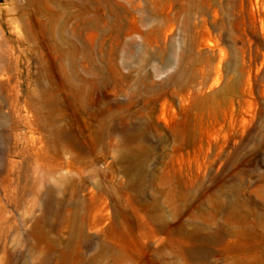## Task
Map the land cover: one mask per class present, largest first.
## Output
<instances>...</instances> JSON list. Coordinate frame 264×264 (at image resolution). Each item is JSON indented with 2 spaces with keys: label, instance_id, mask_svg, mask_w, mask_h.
I'll return each mask as SVG.
<instances>
[{
  "label": "rangeland",
  "instance_id": "obj_1",
  "mask_svg": "<svg viewBox=\"0 0 264 264\" xmlns=\"http://www.w3.org/2000/svg\"><path fill=\"white\" fill-rule=\"evenodd\" d=\"M42 5L0 0V173L6 160L22 161L21 147L43 157L50 154L56 129L72 131L82 149L67 150L61 159L76 156V164L49 176L47 184L56 200L72 189L71 180L62 177L80 180L84 210H96L94 220H83L90 243L82 248L80 264L114 263L107 246L118 236L108 232L117 206L127 212L118 219L127 255L123 264H192L180 255L184 244L176 233L157 231L158 221L208 229L216 201L234 197L248 203L247 221L257 226L247 241L260 248L250 254L232 251L239 237L230 235L228 248L201 244L211 252L207 260L244 264L264 256V0H58L51 10L65 18L56 42L48 35ZM83 6L84 17L97 19L78 31L75 15ZM50 61L62 104L52 123L41 113L45 126L39 127L31 107L21 104L46 82ZM99 69L106 74L102 83ZM11 99L18 104L10 106ZM122 129L141 138L129 146L147 149L121 157ZM135 172L142 176L139 194L129 189ZM133 195L140 203L153 201L151 218L144 206L130 202ZM0 202L10 208L1 188ZM43 213L41 199L32 205L28 198L13 211L16 228L8 248L15 264H36L54 235L60 264H74V237L65 221L55 233L41 223L45 233L40 247L33 246L29 232ZM238 213L231 217L232 230L239 228ZM215 221L225 225L221 213Z\"/></svg>",
  "mask_w": 264,
  "mask_h": 264
},
{
  "label": "bare ground",
  "instance_id": "obj_2",
  "mask_svg": "<svg viewBox=\"0 0 264 264\" xmlns=\"http://www.w3.org/2000/svg\"><path fill=\"white\" fill-rule=\"evenodd\" d=\"M29 2H39L43 4L40 8V11L48 14V20L46 21V24L50 25V30L48 32L49 37L55 42L61 39L62 34L60 30V24L65 16L51 10V7L54 4H58V0H29ZM86 12V6L79 7L78 14L75 15V24L76 27H78V31L81 28H87L89 25L94 24L97 19V17L93 19L84 17L83 14ZM105 18H107V15H105ZM76 36L79 37V35ZM49 63L50 65L48 66V70L45 75L47 79L46 82H40L38 92L23 100L21 104L22 108H26L28 106L31 107V111L34 113L35 120H37V125H39V127L45 126L43 122H40L41 113L46 111V120L48 123H52L54 111L58 110L62 104V100L59 98L57 93L60 88L59 82L57 81V76L54 72L55 69L53 68L51 61ZM67 65L68 69L71 70L72 61H67ZM97 77L102 83L106 78V74L99 69ZM100 82L89 81L88 83L89 86H93L95 84L93 87H98L99 84H101ZM81 91H83L82 86L79 87L77 93L80 94ZM78 99H80L79 95ZM8 104L14 107L18 103L16 100L11 99L8 101ZM104 125L115 129L113 124L108 125L105 123ZM121 131L123 134V143L124 146H126L125 149L120 151L121 157L127 154H139V152H144L147 149L145 146L139 147V149H133L131 146H129V144L141 138L138 136V134H128L127 131H124L123 129ZM58 140H62L64 145H58ZM144 140L145 139H143V141ZM51 142L52 145H49L48 147L50 154L43 157L37 156V152H35V155L33 156L27 153V150L24 147H21L18 152L22 158V161L17 164L13 160H6L4 169L0 173V188L3 189L4 197L6 199V206H10V208L5 209V205L0 202V264H15L14 260H17L14 253L8 248V241H12L10 232L16 228L14 225L13 211L22 206L26 198L31 200L32 205H35L37 200L41 199L44 206V213L40 218L35 220L32 230L29 232V236L33 240V246L36 249L40 247L42 235L45 233V231L42 230L41 223L48 222L50 231L55 233L58 229L59 223L65 221L70 231V235L74 237L77 259V262L74 264H80L83 261L82 248L86 247V245H89L90 243V240L85 233V229L83 228V220L85 217L89 216L92 220H94L96 210H93L91 213H87L84 210V198L78 197V192L81 190L82 185L80 180H75L71 177H62L71 180L72 189L67 195L69 197L56 200L53 197L52 186L47 184V178L49 176L54 175L57 171L66 170L68 166L74 167L76 164V156H70L69 158L62 160L61 155L67 150H81L82 145L77 140L72 131L65 127L59 128L58 130L56 129L53 132V138ZM17 167H19L18 170ZM129 167L135 169V162L131 161L129 163ZM31 172L36 173L29 182V174ZM132 179L133 183L129 184V189L132 192H135V194L141 193L143 190L141 173L135 172ZM6 190L10 191L9 195ZM185 197L186 196L184 195L180 196V202L183 205H186L187 200ZM99 202L101 203L102 200L100 199ZM130 202L135 206H144L149 217L151 216L153 201L140 203L139 200L133 195L130 199ZM180 205L178 204V207ZM247 205L248 203L246 200H240L237 197L231 198L227 202L216 201L211 212L209 213L213 227L208 229H202L195 225L190 230H187L183 225L179 227H173V225L169 222L158 221L160 220L158 218L156 228L157 231L160 232L167 234L174 232L177 234V238L184 244V247L179 249L180 255L187 261V263L192 262V264H211L207 260L211 252L202 250L201 244H206L208 242L213 244L223 243L224 247L228 248V246H231V244L228 242L229 239L227 236L235 235L239 237V241L235 243L233 247H231L232 251L234 250L240 251L243 254H250L251 251L256 252V250L260 248V244H251L247 241L248 236L254 235L252 232L257 226V223L249 224L247 221V211L244 208ZM3 211H5V213L1 214ZM125 211L126 210H124L122 207L117 206L113 213L114 219L112 220V224L108 230V232L117 231L118 233V236L114 239L113 244L111 246H107V251L112 249L113 253H115V261L113 264H123V261L127 256L124 253L119 238L121 235V224L118 220L119 217L126 216L127 212ZM218 213H221L224 216L225 225H220L215 221V217ZM233 213H238L242 217L241 221L236 223L239 228L235 230H232L231 228L233 226L231 218ZM149 231L150 233H153V229L150 227ZM49 240L50 242L48 248L44 251H40L36 264H60L59 259L62 253L58 249L57 238L54 235L50 237ZM128 256L132 257L131 254ZM244 264H264V256L262 254H257L256 261L254 263L245 261Z\"/></svg>",
  "mask_w": 264,
  "mask_h": 264
}]
</instances>
